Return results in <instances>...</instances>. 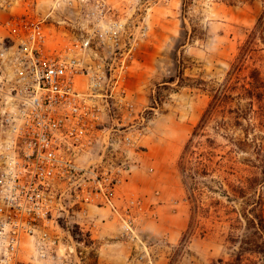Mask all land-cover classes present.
Returning a JSON list of instances; mask_svg holds the SVG:
<instances>
[{
    "label": "rangeland",
    "instance_id": "rangeland-1",
    "mask_svg": "<svg viewBox=\"0 0 264 264\" xmlns=\"http://www.w3.org/2000/svg\"><path fill=\"white\" fill-rule=\"evenodd\" d=\"M109 3L125 25L123 38L132 48L127 45L116 53L100 50L95 60L98 67L94 69L101 78L98 93L103 95L96 99L102 109L99 124L103 132L90 161L97 162V155L104 152L105 162L131 168L128 198L146 197L156 219L140 216L134 239L127 240L120 236L108 210L88 207L86 213L63 212L58 224L44 228L46 236L60 248L72 250L68 264H264L260 254L246 250L252 243L245 222L241 219L233 230L230 228L229 218L234 216L231 206L240 211L241 200L228 203L220 194L209 193L203 199L206 210L197 209L181 184L177 168L182 149L213 90L224 83L240 49L252 39L250 33L264 0H241L233 6L219 0ZM75 18L76 10L66 0H0V92L13 84L11 69L1 56L15 50L7 48L12 44L7 39L8 21L45 19L53 46L69 39L63 30L66 25L60 22ZM260 36L264 39V28ZM256 42L232 79L233 97L253 79L264 86V46ZM85 61H89L88 56ZM169 78L175 81L164 83ZM257 92L260 97L253 99V110L259 107L264 113V87ZM247 102L232 100L228 106L247 108ZM258 123L249 138L264 141V121ZM246 126L242 122V127H235L229 135L242 138ZM212 127L207 128L209 137L223 147L228 144L221 137L224 133L215 134ZM125 137L134 144L126 145ZM221 149L218 154L227 150ZM237 158L256 162L248 148H242ZM203 181L216 186L210 178ZM256 194L261 196L264 209V182L257 185ZM213 200H219L221 206H209ZM230 231L237 237L231 239ZM33 254L31 240L23 237L20 261L28 262Z\"/></svg>",
    "mask_w": 264,
    "mask_h": 264
},
{
    "label": "built area",
    "instance_id": "built-area-1",
    "mask_svg": "<svg viewBox=\"0 0 264 264\" xmlns=\"http://www.w3.org/2000/svg\"><path fill=\"white\" fill-rule=\"evenodd\" d=\"M66 3L76 18L60 22L65 43L50 46L45 19L6 23L7 48L15 50L1 54L13 84L0 92V264H68L72 250L44 232L63 212L106 209L127 240L134 239L140 216L156 219L146 197H115L131 168L105 162L104 152L90 161L103 132L95 60L100 50L132 48L123 38L125 25L109 0ZM23 237L34 248L26 263L19 258Z\"/></svg>",
    "mask_w": 264,
    "mask_h": 264
},
{
    "label": "trees",
    "instance_id": "trees-1",
    "mask_svg": "<svg viewBox=\"0 0 264 264\" xmlns=\"http://www.w3.org/2000/svg\"><path fill=\"white\" fill-rule=\"evenodd\" d=\"M227 2L229 5H235V2L241 0H219ZM264 28V6L262 12L256 19L254 27L250 33V41L240 49V55L236 63L227 73L224 83L213 90L211 99L203 111L199 121L193 127L188 140L186 141L177 163L181 184L192 203L196 208L204 211V197L209 193H217L226 198L228 203H234L241 200L242 209L236 211L231 206L230 214L234 216L229 218L230 228L233 230L236 224L245 222L246 230L250 232L248 238L251 239L252 246L246 248L248 252L260 254L264 262V209L261 196L256 194V187L260 182H264V141L262 139L249 138L255 122L258 125L264 121V113L259 110H253V99L259 100L258 89H261L262 83L253 79L240 87L235 97L231 95L235 89L232 86V79L238 74L243 66L247 54L251 48L257 46L260 42L264 46V39L260 36ZM174 78H169L164 83H173ZM261 86H258L260 85ZM256 91V92H255ZM247 100V108L236 105L235 108L228 106L232 100ZM242 122L246 123V128L242 129L243 137L236 138L229 135L235 127H242ZM212 124V130L215 134L224 133L223 137L228 144L223 154L217 151H223L224 147L217 144L207 134V128ZM254 130V128H253ZM242 148L251 149L254 158L239 159V151ZM210 178L212 186L203 180ZM198 204V206H197ZM200 204V205H199ZM219 200H213L209 206H221ZM230 238L237 237L234 231L229 232ZM253 239V240H252ZM257 240V242H256Z\"/></svg>",
    "mask_w": 264,
    "mask_h": 264
},
{
    "label": "crops",
    "instance_id": "crops-1",
    "mask_svg": "<svg viewBox=\"0 0 264 264\" xmlns=\"http://www.w3.org/2000/svg\"><path fill=\"white\" fill-rule=\"evenodd\" d=\"M3 36V33H1L0 32V37H2ZM152 172H153V169H152ZM132 173V172H131ZM132 174L129 176V177H127L126 178V180H123L122 182H121V184L117 187V189H116V193H115V197H117V198H122V196L124 195L125 196V198H127V197H129V193H130V190H131V188H132V182L133 181H131L130 180V178H132ZM147 179L149 180H151V178L150 177H147ZM147 179H143V182H144V180L146 181ZM132 180H134V177H133V179ZM144 183L142 184V190L144 189ZM99 210V209H98ZM96 213H100V212H97V211H95ZM108 223H111V221L109 222L108 221ZM93 231V230H92Z\"/></svg>",
    "mask_w": 264,
    "mask_h": 264
}]
</instances>
